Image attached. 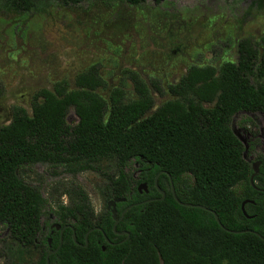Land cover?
I'll return each instance as SVG.
<instances>
[{"label":"trees","instance_id":"1","mask_svg":"<svg viewBox=\"0 0 264 264\" xmlns=\"http://www.w3.org/2000/svg\"><path fill=\"white\" fill-rule=\"evenodd\" d=\"M86 1L0 0V12L25 15ZM149 1L165 0H125L131 7ZM236 50V61L219 68L190 67L155 111L151 90L163 96L155 82L147 86L131 74L136 100L127 103L120 88L104 98L95 66L76 76L73 89L61 81L38 91L30 114L13 108L0 128V225L8 227L9 241L35 251L36 264H46L49 240L50 250L58 249L49 264H264V157L251 186L254 171L231 130L238 113L264 115V48L242 39ZM71 110L75 126L66 121ZM106 161L117 173L107 176L104 199L125 200L116 204L118 219L129 208L115 231L111 213L96 216L86 193L72 185L64 193L68 204H55L40 239L46 202L24 182L23 168L45 165L76 176L99 172ZM130 165L137 180L125 172ZM141 185L147 192L139 193ZM171 186L178 202L205 210L180 206ZM244 202L253 203L245 205L246 216Z\"/></svg>","mask_w":264,"mask_h":264},{"label":"rangeland","instance_id":"2","mask_svg":"<svg viewBox=\"0 0 264 264\" xmlns=\"http://www.w3.org/2000/svg\"><path fill=\"white\" fill-rule=\"evenodd\" d=\"M242 39L264 48V0H165L139 7L125 0H87L25 15L0 12V128L10 123L15 107L30 114L38 91L61 81L73 89L76 76L92 66L105 83L98 91L104 98L120 88L127 103L136 100L131 74L147 86L155 82L163 92L159 96L151 90L155 111L171 99L167 87L177 84L190 67L235 62L236 44ZM66 121L70 126L78 123L73 110ZM231 130L247 163L253 166L264 157V115L238 113ZM99 170L70 176L45 165L23 168L24 182L37 187L46 202L40 239L47 235L55 204H68L64 193L72 185L86 193L96 216L106 210L107 176L116 175L117 169L106 161ZM125 172L137 180L135 166ZM38 260L35 251L18 250L9 241L8 227L0 225V264Z\"/></svg>","mask_w":264,"mask_h":264},{"label":"water","instance_id":"3","mask_svg":"<svg viewBox=\"0 0 264 264\" xmlns=\"http://www.w3.org/2000/svg\"><path fill=\"white\" fill-rule=\"evenodd\" d=\"M259 165H260V163L257 162L256 164H254V165L252 166V169H253V171H254V175H253V176L251 177V179H250L251 186H254V176H255L256 174H258V167H259ZM160 175H161V174H159V175L156 177V179H155V186H156V188H157V179H158V177H159ZM157 190H158L159 194L161 195L160 200H163V199L165 198V194H164L163 192L159 191V189H157ZM138 191H139V193H141L142 191L147 192L146 186H145V185H141V186H139ZM171 191H172V196H173L174 200H175L180 206L187 207V208H197V209L205 210L203 207H200V206L184 205V204L178 202L177 199H176V196H175V194H174V191H173V187H172V186H171ZM123 202H125L124 199H121V200H113V201L108 202L107 205H106V211H108V212L111 213L112 220H113V222H114V225H113V231H115L116 226L118 225V223H119V222L121 221V219L123 218L124 213L128 210V209H126V210L123 212V214L121 215L120 219L117 218V214H116V204H117V203H123ZM247 203H251V202H244V203L242 204V206H241V210H242V213L244 214V216H246V215H245V212H244V207H245V205H246ZM212 215L214 216V219H215L216 223L220 226V228H222V226H221V224H220V222H219L217 216H216L214 213H212ZM53 227L55 228L56 231H59V230H60V227H59L58 225H54ZM63 232H64V229L60 231V237L62 236ZM89 233H90V232H89ZM248 233H251V234L255 235L256 237L261 238L258 234L254 233V232H248ZM118 235H121V236H122V235H124V234H118ZM128 237H129V235H127V238H128ZM73 240H74V242H75V236H74V235H73ZM106 242H107V241H106ZM50 244H51V242H50V240H49V241H48L49 252H48V254H47V256H46V264H49V258H50L52 255H54V254L58 251V249H57L56 251H51V250H50V247H51ZM108 244H109V243H108ZM76 245H78V244L76 243ZM86 247H87V236H86V238H85V245H84V248H86ZM103 250H104V249H103Z\"/></svg>","mask_w":264,"mask_h":264},{"label":"flooded vegetation","instance_id":"4","mask_svg":"<svg viewBox=\"0 0 264 264\" xmlns=\"http://www.w3.org/2000/svg\"><path fill=\"white\" fill-rule=\"evenodd\" d=\"M250 204H253V203L251 202ZM126 209H129V208H126ZM126 209H125V210H126ZM125 210H124V211H125ZM127 211H128V210H127ZM127 211H126V212H127ZM121 234H124V233H121ZM120 236H121V235H120ZM122 236H123V235H122Z\"/></svg>","mask_w":264,"mask_h":264}]
</instances>
